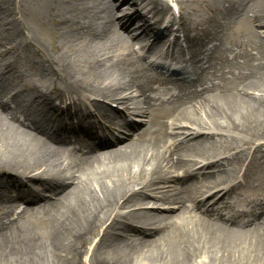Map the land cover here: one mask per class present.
I'll list each match as a JSON object with an SVG mask.
<instances>
[{
	"label": "bare ground",
	"instance_id": "6f19581e",
	"mask_svg": "<svg viewBox=\"0 0 264 264\" xmlns=\"http://www.w3.org/2000/svg\"><path fill=\"white\" fill-rule=\"evenodd\" d=\"M174 3L190 11L173 17ZM197 9L207 18L193 25ZM43 10L68 29L48 54L26 34L21 0L0 1V37L34 76L17 90L0 46V104L32 129L0 118V264H264V0H45ZM138 44L166 59L188 50L200 67L156 78Z\"/></svg>",
	"mask_w": 264,
	"mask_h": 264
},
{
	"label": "rangeland",
	"instance_id": "374dc122",
	"mask_svg": "<svg viewBox=\"0 0 264 264\" xmlns=\"http://www.w3.org/2000/svg\"><path fill=\"white\" fill-rule=\"evenodd\" d=\"M16 1L17 0H12V4L15 5ZM18 1H20V0H18ZM44 1L45 0H21L23 13L19 17L21 19V22L24 24V26L26 28V34L32 36L38 42V44L40 43L41 44L40 46L43 48L45 53L48 54V53H51V51H52L51 45H50L51 41H52V34L55 32L56 33L60 32L62 34H65L66 30H68V29L66 27H63V26L56 27L53 25L55 17L52 15V12L49 13L48 11L43 10V13L40 14L41 17L39 16L40 9H43ZM185 1L188 2V4H192L194 7H198L199 5H201V0H185ZM175 5H176V9H175V7H173L174 5L172 6V4H171V8H172L171 12L174 15L173 17L178 18L179 14H181L182 12L190 11L188 6H185L183 9L181 6H179L177 4H175ZM136 6H137V9L140 13L145 14V11L142 9L141 2H137ZM198 9H197L196 14H194L193 11H191V13H190V18H191L190 22L193 25L197 24V23L200 24L207 18V15ZM132 11H133L132 9L126 10V11L122 12L121 15H119V16H122V14H126V13L130 14V13H132ZM13 16L15 17V19H17L15 13L13 14ZM79 21L81 23H84L87 20L85 18L81 17L79 19ZM5 22H6L5 17L2 14V11H0V25H3V27H4ZM136 24H139V23L137 22ZM249 24L250 23L247 22L243 26V24L240 25V23H239L238 27L243 28L244 33H248L249 27L252 26L251 24L250 25ZM148 26H151L152 28H154V24H153L152 19H148ZM4 28L7 29V27H4ZM202 28L207 29L209 27H208V25L205 24ZM256 28H257V26H256ZM261 32L264 35V30H262ZM197 34H199L198 31L192 35H197ZM9 37H10V34H9ZM9 37H5V38L0 37V46H2L3 48H5L7 50L12 51V53H10V55H8L7 57H8V59H10V61L12 63H15L18 66V71L16 73V76L17 77L22 76L23 83L19 82L18 84H15L16 89L20 90V89L24 88V86L31 87L34 84L33 73L30 70L29 65L26 66L25 60L23 58V54L21 53V51L14 49V44H12V42H10V40L8 39ZM69 37L70 36H67V38H69ZM181 41H182V39H181ZM57 42L59 44L64 43V41L62 39H57ZM184 56H185V58L191 57V55L188 51L185 52ZM4 65H5L4 62H0V69H3ZM16 83H17V81H16ZM109 105L118 111H123V109H124V106L121 104L109 103ZM135 120H136V122L140 121V119H135ZM43 141H45V140H43ZM47 146L54 148L55 145L53 143H49ZM196 168L199 169L200 165L197 166ZM20 211L21 210H18V212H20ZM11 220H13V219H11ZM5 222H8V220H5ZM84 259L88 264L89 255L88 256L86 255L84 257Z\"/></svg>",
	"mask_w": 264,
	"mask_h": 264
}]
</instances>
